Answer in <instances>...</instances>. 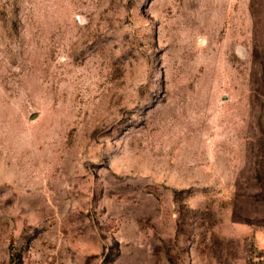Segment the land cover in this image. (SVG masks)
Wrapping results in <instances>:
<instances>
[{
  "label": "rangeland",
  "instance_id": "374dc122",
  "mask_svg": "<svg viewBox=\"0 0 264 264\" xmlns=\"http://www.w3.org/2000/svg\"><path fill=\"white\" fill-rule=\"evenodd\" d=\"M0 264H264V0H0Z\"/></svg>",
  "mask_w": 264,
  "mask_h": 264
}]
</instances>
